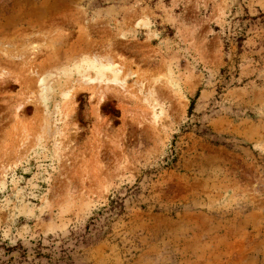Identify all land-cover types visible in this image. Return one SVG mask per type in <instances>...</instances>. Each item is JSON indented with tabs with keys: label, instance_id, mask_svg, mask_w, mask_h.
Listing matches in <instances>:
<instances>
[{
	"label": "rangeland",
	"instance_id": "374dc122",
	"mask_svg": "<svg viewBox=\"0 0 264 264\" xmlns=\"http://www.w3.org/2000/svg\"><path fill=\"white\" fill-rule=\"evenodd\" d=\"M0 264H264V0H0Z\"/></svg>",
	"mask_w": 264,
	"mask_h": 264
}]
</instances>
